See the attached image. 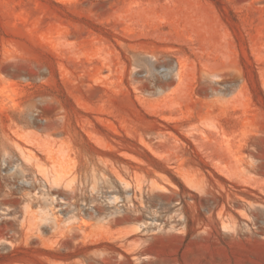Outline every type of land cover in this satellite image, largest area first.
Here are the masks:
<instances>
[{
	"label": "rangeland",
	"instance_id": "rangeland-1",
	"mask_svg": "<svg viewBox=\"0 0 264 264\" xmlns=\"http://www.w3.org/2000/svg\"><path fill=\"white\" fill-rule=\"evenodd\" d=\"M0 254L264 264V0H0Z\"/></svg>",
	"mask_w": 264,
	"mask_h": 264
},
{
	"label": "trees",
	"instance_id": "trees-1",
	"mask_svg": "<svg viewBox=\"0 0 264 264\" xmlns=\"http://www.w3.org/2000/svg\"><path fill=\"white\" fill-rule=\"evenodd\" d=\"M181 188H183V185L180 184ZM10 255L9 254H0V263H5L8 261Z\"/></svg>",
	"mask_w": 264,
	"mask_h": 264
}]
</instances>
